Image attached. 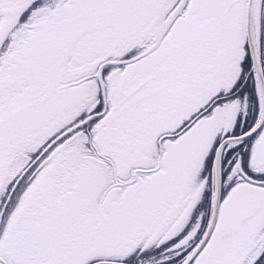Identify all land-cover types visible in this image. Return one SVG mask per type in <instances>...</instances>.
Returning <instances> with one entry per match:
<instances>
[{
    "label": "snow or ice",
    "instance_id": "6c2138e0",
    "mask_svg": "<svg viewBox=\"0 0 264 264\" xmlns=\"http://www.w3.org/2000/svg\"><path fill=\"white\" fill-rule=\"evenodd\" d=\"M0 264H264V0H0Z\"/></svg>",
    "mask_w": 264,
    "mask_h": 264
}]
</instances>
